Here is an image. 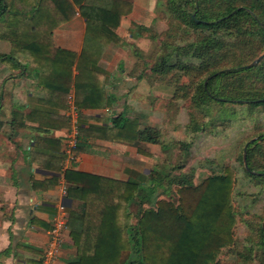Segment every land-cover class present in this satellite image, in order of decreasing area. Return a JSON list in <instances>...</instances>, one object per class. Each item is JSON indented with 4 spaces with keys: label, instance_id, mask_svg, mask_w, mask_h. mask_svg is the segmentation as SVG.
<instances>
[{
    "label": "trees",
    "instance_id": "trees-1",
    "mask_svg": "<svg viewBox=\"0 0 264 264\" xmlns=\"http://www.w3.org/2000/svg\"><path fill=\"white\" fill-rule=\"evenodd\" d=\"M17 3L0 0V43L10 45L9 53H0V63L20 71H27L30 66L31 71H49L55 80L57 72L63 100L68 101L74 88L71 97L77 110L93 108L89 104L102 100V89L96 85L98 94L91 98L95 84L82 87V71L101 69L105 50L124 44L116 31L132 14L135 0H17ZM78 11L86 26L79 54L52 42L54 30ZM161 12L167 21V29L162 33L142 23H131L135 39L156 44L151 67L150 57L139 49L135 51L137 61L127 74L131 79L144 80L152 89L170 71H179L196 75L195 83L205 79L195 92L201 105L228 103L245 105L249 111L264 109V56L255 66L245 68L264 54V0H166ZM118 64L122 70L121 61ZM56 98L55 101H61L59 93ZM111 123L118 131L116 140L131 143L137 150L141 144L160 142V128L146 124L141 128V119L136 117L131 119L122 113ZM182 145L188 148L187 144ZM245 153L244 172L252 180L262 182L264 135L248 144ZM169 176L152 170L147 187L133 183L137 210L136 222L131 225L126 221L120 223L122 206L115 201L121 196L117 194L120 184L109 182L104 186L105 179H97L96 185H102L98 190L93 182L81 185L87 190L82 208L72 211L67 222L77 258L67 264H218L221 251L234 244L236 213L231 204V179L212 177L194 186L190 179L180 177L176 182L179 201L174 206L156 198L157 190ZM86 181L88 177L83 183ZM256 227L250 225L256 231L255 237L260 236L258 247L264 263V218ZM110 243L115 246H109ZM252 248L247 249L248 255L252 254Z\"/></svg>",
    "mask_w": 264,
    "mask_h": 264
},
{
    "label": "crops",
    "instance_id": "crops-1",
    "mask_svg": "<svg viewBox=\"0 0 264 264\" xmlns=\"http://www.w3.org/2000/svg\"><path fill=\"white\" fill-rule=\"evenodd\" d=\"M78 13L56 28L52 37L55 46L77 54L83 47L86 29ZM113 50H105L101 69L82 71L81 86L95 84L90 96L93 98L99 85L102 100L91 102L93 108L79 111L77 161L70 165L65 163L64 149L74 118L69 102L63 100L62 87L58 88L57 72L55 80L49 71H12V65L8 68L11 71H0V264H41L47 231L57 211L64 207L69 220L72 211L81 210L87 194L81 185L93 182L98 190L102 185H96L97 179H105L104 186L109 182L120 184L117 194L121 196L115 200L122 206L120 217L135 215L133 183L143 188L149 185L150 160L158 147L144 143L137 150L131 143L116 140L118 131L111 119L122 113L133 119L137 109L147 114L143 105L149 92L138 97L134 93L143 86L150 91V87L144 80L131 79L129 71L110 69L118 56L117 51L112 54ZM109 55L111 63L104 65ZM72 74L75 76L76 71ZM58 93L61 101H55ZM140 117L136 118L141 119V128L144 124L159 128L143 115ZM85 177L88 181L83 183ZM62 184L67 188L66 197L61 196ZM76 258L77 248L66 226L54 264H67Z\"/></svg>",
    "mask_w": 264,
    "mask_h": 264
},
{
    "label": "rangeland",
    "instance_id": "rangeland-1",
    "mask_svg": "<svg viewBox=\"0 0 264 264\" xmlns=\"http://www.w3.org/2000/svg\"><path fill=\"white\" fill-rule=\"evenodd\" d=\"M13 2L18 5L17 0ZM165 2L166 0H135L132 14L123 20L117 29V34L124 44L112 47V54L117 51L118 56L115 65L109 67L110 69L131 71L137 61L134 55L137 49L145 53L146 57H150L149 67L154 64L152 56L155 55L156 44L147 39H135L131 33L135 27L134 23H131H142L158 34L164 32L167 29V21L161 11ZM7 52H10V45L0 43V53ZM108 58H111V55L104 60V65L111 63ZM119 61L122 63V70L118 67ZM9 65L0 63V71H11L8 69ZM14 69L12 68V71H19ZM31 70V66L27 68V71ZM195 78L196 75L170 71L164 80L151 87L150 91L148 87L143 86L139 88L138 93H134V96L138 97L149 92V97L143 105L148 113H140V109H137L134 116L141 118L143 115L151 124L159 126L161 133L158 148L154 150L156 155L150 160L149 173H152L153 169L160 171L162 175L170 174L163 181V187L157 190L156 198L176 206L179 201L176 182L180 177L190 179L193 185L197 186L212 177L228 176L232 183V209L236 213L234 244L221 251L218 264H264L261 258L262 250L258 247L260 236L256 238V231L250 229V225L254 226V229L257 225L260 226L264 218V180L258 183L249 178L244 172L243 162L245 147L258 139L259 135H264V109L249 111L245 105L228 103L219 105L208 102L201 105L195 92L197 85L202 84L205 79L201 78L195 83ZM197 78L199 79L198 76ZM182 144H187L188 148ZM178 167L182 168L177 169ZM136 210L134 205L132 214ZM1 220L0 217V224ZM125 221L134 224L136 218L133 215L126 219L120 217V223ZM251 247L252 254L248 255L247 249Z\"/></svg>",
    "mask_w": 264,
    "mask_h": 264
},
{
    "label": "built area",
    "instance_id": "built-area-1",
    "mask_svg": "<svg viewBox=\"0 0 264 264\" xmlns=\"http://www.w3.org/2000/svg\"><path fill=\"white\" fill-rule=\"evenodd\" d=\"M69 111L74 118V123L69 135L66 137V145L64 149L65 163L66 165L74 164L77 161V149L79 147V127L77 118L79 111L73 104V99L70 96L68 98ZM61 196L66 197L67 188L65 184L60 186ZM68 222V215L64 207H60L56 215L52 220L51 227L47 231L48 242L44 248L41 260L42 264H54L60 255V250L63 244V234L66 230Z\"/></svg>",
    "mask_w": 264,
    "mask_h": 264
},
{
    "label": "water",
    "instance_id": "water-1",
    "mask_svg": "<svg viewBox=\"0 0 264 264\" xmlns=\"http://www.w3.org/2000/svg\"><path fill=\"white\" fill-rule=\"evenodd\" d=\"M264 54H261L259 57H257V59H255L252 63L248 64L245 66V68H251L253 66H255L256 64H258L260 62V60L263 58ZM243 162H244V165L246 167V161H245V152H244V155H243Z\"/></svg>",
    "mask_w": 264,
    "mask_h": 264
}]
</instances>
